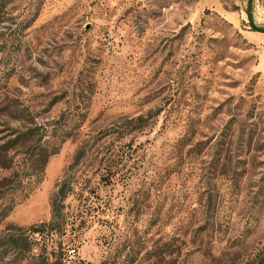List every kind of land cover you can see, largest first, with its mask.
Masks as SVG:
<instances>
[{"label": "rangeland", "instance_id": "rangeland-1", "mask_svg": "<svg viewBox=\"0 0 264 264\" xmlns=\"http://www.w3.org/2000/svg\"><path fill=\"white\" fill-rule=\"evenodd\" d=\"M250 22L264 0H0V238L71 188L65 236L26 232L33 250L0 245V264L60 240L72 264H264Z\"/></svg>", "mask_w": 264, "mask_h": 264}, {"label": "trees", "instance_id": "trees-1", "mask_svg": "<svg viewBox=\"0 0 264 264\" xmlns=\"http://www.w3.org/2000/svg\"><path fill=\"white\" fill-rule=\"evenodd\" d=\"M250 23L252 30L264 32V28L257 27L252 22ZM57 152L58 148H54L52 151L43 150L41 157L34 160L35 163H37L35 173H43L49 156ZM79 158L80 155L75 157L77 160ZM70 189H67V183L65 181L58 186V191L51 200L52 213L50 221L30 226V228L13 226L9 228V234L7 236L0 238V245L11 249L13 252L17 251L18 254H21L31 252L33 250L34 242H32L29 237L30 232L39 235L46 233L48 236H65L69 224V220L66 216L67 213L65 212V200L70 194ZM7 213L8 212H6L3 217H5ZM26 232H29V234ZM62 245L63 241L60 240V242H58L57 245L51 247L50 250L46 246L43 247L42 251L38 253V257L34 258L36 261L30 262L29 264H72L69 262V256Z\"/></svg>", "mask_w": 264, "mask_h": 264}]
</instances>
